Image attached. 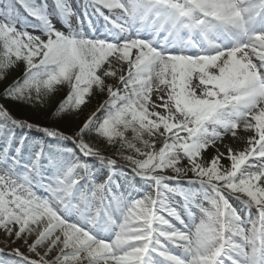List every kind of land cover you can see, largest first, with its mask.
<instances>
[{"label":"snow or ice","instance_id":"6c2138e0","mask_svg":"<svg viewBox=\"0 0 264 264\" xmlns=\"http://www.w3.org/2000/svg\"><path fill=\"white\" fill-rule=\"evenodd\" d=\"M0 84V264H264V0H0Z\"/></svg>","mask_w":264,"mask_h":264},{"label":"trees","instance_id":"16d2710c","mask_svg":"<svg viewBox=\"0 0 264 264\" xmlns=\"http://www.w3.org/2000/svg\"><path fill=\"white\" fill-rule=\"evenodd\" d=\"M12 75L18 76L19 72H14ZM8 82H11V79H9ZM3 86L4 85L0 84V90H2ZM64 94L65 93L63 91L58 92L57 95L50 100V104L48 105V107L42 110L43 112L41 116L44 117L45 123H43L41 119H40L41 121H38V118H36L33 115V113L37 112L35 107L25 106L19 111L14 112L13 114L19 117L27 118L34 123H39L41 125H48L54 120V118L50 115L51 111H54L55 106L58 104L59 100L63 97ZM94 100L96 101V99ZM72 124H73V120L67 117L64 120L55 121V126L58 127L61 131H64L66 133L70 132L73 126Z\"/></svg>","mask_w":264,"mask_h":264},{"label":"rangeland","instance_id":"374dc122","mask_svg":"<svg viewBox=\"0 0 264 264\" xmlns=\"http://www.w3.org/2000/svg\"><path fill=\"white\" fill-rule=\"evenodd\" d=\"M30 31H31V29H29ZM12 77H10V79H11ZM50 104V101H48L47 102V104H46V106L45 107H43V108H41V107H39V106H36L35 108H36V113H33V115L36 117V118H38V121H41L42 120V122L43 123H45V121H44V117H42L41 116V114H42V110L43 109H46L47 107H48V105ZM96 105V101L93 99L92 100V102H91V104L88 106V107H86L85 109H84V114H87L94 106ZM83 118V114H82V116H81V119ZM41 119V120H40ZM70 119H72L73 120V126H72V128H71V130L73 129V127H75V125L79 122L76 118H70ZM71 130H70V132H71ZM69 132V133H70ZM233 147H239V145L238 144H233L232 145ZM223 150V149H222ZM211 151V150H210ZM13 247H15V245H13ZM0 248H4V245L2 244V243H0ZM10 251V249L9 248H5L4 249V253H6V255H3V258L4 259H11V257H9V256H7V253Z\"/></svg>","mask_w":264,"mask_h":264},{"label":"bare ground","instance_id":"6f19581e","mask_svg":"<svg viewBox=\"0 0 264 264\" xmlns=\"http://www.w3.org/2000/svg\"><path fill=\"white\" fill-rule=\"evenodd\" d=\"M226 142H228V141L226 140Z\"/></svg>","mask_w":264,"mask_h":264}]
</instances>
